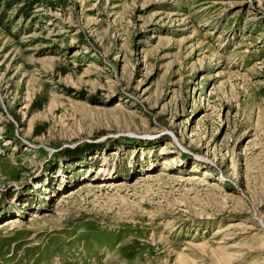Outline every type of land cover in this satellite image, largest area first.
I'll return each instance as SVG.
<instances>
[{
	"label": "rangeland",
	"instance_id": "1",
	"mask_svg": "<svg viewBox=\"0 0 264 264\" xmlns=\"http://www.w3.org/2000/svg\"><path fill=\"white\" fill-rule=\"evenodd\" d=\"M0 264H264V0H0Z\"/></svg>",
	"mask_w": 264,
	"mask_h": 264
},
{
	"label": "bare ground",
	"instance_id": "2",
	"mask_svg": "<svg viewBox=\"0 0 264 264\" xmlns=\"http://www.w3.org/2000/svg\"><path fill=\"white\" fill-rule=\"evenodd\" d=\"M8 225V224H7Z\"/></svg>",
	"mask_w": 264,
	"mask_h": 264
}]
</instances>
